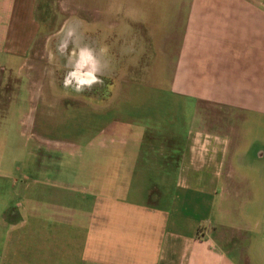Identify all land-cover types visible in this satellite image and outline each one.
<instances>
[{
  "label": "crops",
  "instance_id": "crops-1",
  "mask_svg": "<svg viewBox=\"0 0 264 264\" xmlns=\"http://www.w3.org/2000/svg\"><path fill=\"white\" fill-rule=\"evenodd\" d=\"M38 2L0 0V90L23 87V77L3 73L28 55ZM180 2L163 42L166 48L177 37L168 92L211 105L213 125L187 130L174 192L149 190L143 202L135 191L127 198L105 191L86 207L59 199L30 204L21 187L14 200L16 180L2 172L0 264H264L262 220L237 224L232 216L240 211L233 205L239 175L245 216L264 217V148L239 155L241 133L258 128L244 124L264 118V0ZM252 227L255 236L241 235Z\"/></svg>",
  "mask_w": 264,
  "mask_h": 264
},
{
  "label": "rangeland",
  "instance_id": "rangeland-1",
  "mask_svg": "<svg viewBox=\"0 0 264 264\" xmlns=\"http://www.w3.org/2000/svg\"><path fill=\"white\" fill-rule=\"evenodd\" d=\"M182 4L39 0V29L28 55L22 66L12 65L3 73L9 79L23 77V87L9 83L8 90H0V173L16 180L14 200L20 187L30 204L59 199L82 207L105 191L116 198L135 191L134 199L143 202L149 190L174 192L187 130L213 125L211 105L199 106L168 92L177 37L166 48L163 42ZM85 48L93 57L89 69L77 67ZM74 71L84 78L92 72L95 80L80 90L75 79L65 86ZM258 118L244 124L258 128L241 133L242 157L264 148V128L259 127L264 118ZM245 172L243 165L237 167L238 174ZM234 179L240 190L233 205L240 211L233 213V221L262 220L264 226L259 212L245 216L243 180L239 175ZM217 216L214 212L212 220ZM244 231L241 235H256L253 227Z\"/></svg>",
  "mask_w": 264,
  "mask_h": 264
},
{
  "label": "clouds",
  "instance_id": "clouds-1",
  "mask_svg": "<svg viewBox=\"0 0 264 264\" xmlns=\"http://www.w3.org/2000/svg\"><path fill=\"white\" fill-rule=\"evenodd\" d=\"M69 35H71V33H69ZM80 57H81V62L77 65L78 68H83L85 64L93 60L91 52L86 48L81 49ZM94 67L95 66L93 65V68ZM86 76L88 78L82 77L78 72L75 71L70 72L68 76L65 78V86L72 84L73 79H75L77 82V90H80V87L85 84L90 86L94 82L95 76L93 75L92 72H88Z\"/></svg>",
  "mask_w": 264,
  "mask_h": 264
},
{
  "label": "flooded vegetation",
  "instance_id": "flooded-vegetation-1",
  "mask_svg": "<svg viewBox=\"0 0 264 264\" xmlns=\"http://www.w3.org/2000/svg\"><path fill=\"white\" fill-rule=\"evenodd\" d=\"M89 66H90V63L88 62L87 64H85V66L83 67V69L84 68L89 69L90 68Z\"/></svg>",
  "mask_w": 264,
  "mask_h": 264
}]
</instances>
